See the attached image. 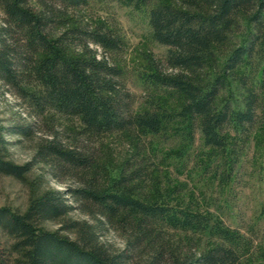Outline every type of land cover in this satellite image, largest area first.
<instances>
[{
    "label": "trees",
    "instance_id": "16d2710c",
    "mask_svg": "<svg viewBox=\"0 0 264 264\" xmlns=\"http://www.w3.org/2000/svg\"><path fill=\"white\" fill-rule=\"evenodd\" d=\"M31 1L0 0V81L36 116L77 119V135L88 140L129 136L135 150L112 176L109 159L52 137L31 162L15 165L4 158L5 136L28 135L31 127H0L1 174L22 180L46 163L57 178L81 182L45 192L24 213L0 208V228L19 256L9 264H129V249L147 251L145 264H264V247L253 251L246 235L162 188L160 165L142 142L165 135L189 146L198 133L205 147L237 157L264 125V0H95L145 10L152 38L168 48L164 63L146 58L140 77L148 97L138 108L122 83L125 69L107 58L123 47L120 35L105 22L89 28L67 16L92 0H39L38 10ZM75 204L94 219L64 223L75 239L40 227ZM106 225L128 234L126 249L101 241Z\"/></svg>",
    "mask_w": 264,
    "mask_h": 264
},
{
    "label": "rangeland",
    "instance_id": "374dc122",
    "mask_svg": "<svg viewBox=\"0 0 264 264\" xmlns=\"http://www.w3.org/2000/svg\"><path fill=\"white\" fill-rule=\"evenodd\" d=\"M51 3V0H44ZM31 5L40 9L39 0H32ZM55 7V5H54ZM56 9L57 5H56ZM67 16L83 27H94L105 22L123 39V47L117 52L107 53V58L125 69L122 83L135 100V108L142 106L148 91L141 82V73L149 57L164 63L168 48L158 43L151 36L147 12L119 1H95L88 5L66 10ZM5 14L0 8V24ZM63 28L57 27L53 35H58ZM97 49L96 46H92ZM103 56L102 49H97ZM0 127H31L28 135L8 134L5 160L15 165H26L32 161L39 145L52 137H57L65 145H75L85 152L99 154L109 159L112 164V176L119 170L124 159L135 150L130 137L122 134L107 135L100 139L88 140L77 135V119L61 116L49 111L36 116L0 81ZM264 125H257L237 157L230 152L215 151L204 146L200 134H196L193 143L175 144L167 136L143 138L163 175L162 188L177 191V196L184 201L193 200L201 211L208 212L214 218L221 219L227 226L240 231L253 242V251L264 247V143L262 134ZM261 141V142H260ZM165 159V160H163ZM234 159V160H233ZM164 161V162H163ZM163 165V166H161ZM52 168L46 163L35 166L19 180L0 173V208L24 213L31 200L48 191H66L78 187L81 182L75 176L57 178ZM70 221H88L94 219L84 208L75 204V210L65 217L53 221H44L40 227L50 232H60L62 236L75 239L72 231L61 230L64 223ZM101 241L113 251L119 252L128 247V234L110 225L101 231ZM173 233V232H172ZM182 237L181 233L173 236L174 242ZM208 234L203 241H208ZM16 240L0 228V254L5 264L18 254L12 250ZM132 254L129 264H145L150 259L147 251L128 250Z\"/></svg>",
    "mask_w": 264,
    "mask_h": 264
}]
</instances>
